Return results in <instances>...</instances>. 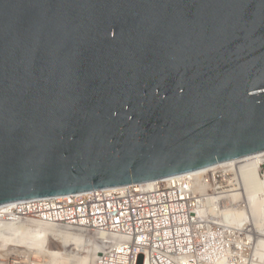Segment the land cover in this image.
I'll return each instance as SVG.
<instances>
[{
    "label": "water",
    "instance_id": "95a60500",
    "mask_svg": "<svg viewBox=\"0 0 264 264\" xmlns=\"http://www.w3.org/2000/svg\"><path fill=\"white\" fill-rule=\"evenodd\" d=\"M264 151V0H0V206Z\"/></svg>",
    "mask_w": 264,
    "mask_h": 264
},
{
    "label": "built area",
    "instance_id": "2783aa9c",
    "mask_svg": "<svg viewBox=\"0 0 264 264\" xmlns=\"http://www.w3.org/2000/svg\"><path fill=\"white\" fill-rule=\"evenodd\" d=\"M264 187V151L257 154ZM252 155L150 182L2 205L0 219L98 234L94 264H253L252 238L227 212Z\"/></svg>",
    "mask_w": 264,
    "mask_h": 264
},
{
    "label": "bare ground",
    "instance_id": "6f19581e",
    "mask_svg": "<svg viewBox=\"0 0 264 264\" xmlns=\"http://www.w3.org/2000/svg\"><path fill=\"white\" fill-rule=\"evenodd\" d=\"M251 158L247 168L241 167V179L238 187L240 190L230 194V201L235 205L227 214L232 224L251 236L253 243V235H255L253 224L260 225L261 220H264V187L258 177L259 159L257 155H253ZM4 206H0V208H4ZM31 224L36 227L30 228L21 223L0 219V248L7 247V252L2 255H5L3 259L9 264H36L32 260L40 261L46 257L58 261L60 264H65L67 260H70L72 264H86L90 260L94 264L97 254L104 247L98 239V234H94L96 241H93L85 234L86 232L76 227L60 228L63 225L41 222ZM260 234L264 236V229ZM263 240L259 238L257 243H263ZM81 243L92 246L91 258L81 256L83 253H89L88 250L79 247ZM21 247L24 249L22 250ZM260 262L264 264V249L258 247L256 251H253V264H260ZM0 264L4 263L0 261Z\"/></svg>",
    "mask_w": 264,
    "mask_h": 264
},
{
    "label": "rangeland",
    "instance_id": "374dc122",
    "mask_svg": "<svg viewBox=\"0 0 264 264\" xmlns=\"http://www.w3.org/2000/svg\"><path fill=\"white\" fill-rule=\"evenodd\" d=\"M22 225H24V226H27V227H30V228H35L36 226L34 225V224H30V225H27V224H25V223H21ZM60 228H65V226H60ZM69 228V227H68ZM262 229H264V220H261V223H260V225H257V224H253V231H254V234L255 235H253L254 237V239H253V251H256L257 250V248L259 247V248H261V249H264V240H263V243H257V241H258V239L259 238H262V239H264V236L262 235V234H260L261 233V231H262ZM247 233V232H246ZM85 234H87V236H89V237H91L92 238V240L93 241H96V239H94V238H96L95 237V235L94 234H92L91 232H86ZM248 234V233H247ZM256 236H257V238H256ZM79 247H81V248H83L84 250H88L89 251V253H83L81 256H83V257H85L86 258V256H87V258L89 259V258H91V256H92V246L90 245V246H87V244H80V246ZM5 249V250H4ZM7 247L5 248V247H1L0 248V261H2L4 264H9V262L8 261H5V259H3V258H5V255H2V254H4V252H7ZM21 249L23 250L24 248L23 247H21ZM3 259V260H2ZM21 260H24V259H21ZM46 260V261H45ZM35 262L36 264H37V262H38V264H60L58 261H53L51 258H49V257H46V258H43V260H40V261H37V260H32V262ZM256 261V260H255ZM6 262V263H5ZM257 263V262H256ZM259 263V262H258ZM262 262H260V264H261ZM24 264V263H23ZM65 264H72L71 263V261L70 260H67L66 262H65ZM86 264H92L91 263V261L89 260V261H87V263Z\"/></svg>",
    "mask_w": 264,
    "mask_h": 264
}]
</instances>
